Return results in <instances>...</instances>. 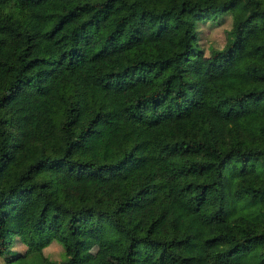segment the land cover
Returning a JSON list of instances; mask_svg holds the SVG:
<instances>
[{
    "label": "trees",
    "instance_id": "16d2710c",
    "mask_svg": "<svg viewBox=\"0 0 264 264\" xmlns=\"http://www.w3.org/2000/svg\"><path fill=\"white\" fill-rule=\"evenodd\" d=\"M248 29L264 0H0V264H264V63L223 74Z\"/></svg>",
    "mask_w": 264,
    "mask_h": 264
},
{
    "label": "rangeland",
    "instance_id": "374dc122",
    "mask_svg": "<svg viewBox=\"0 0 264 264\" xmlns=\"http://www.w3.org/2000/svg\"><path fill=\"white\" fill-rule=\"evenodd\" d=\"M228 26L227 21L204 22L200 24V43L206 48L208 45L221 46L224 42V29ZM248 63H264V41L260 38L257 29H248L244 33L241 45L239 46L235 59L224 67L223 74L229 77H238L249 80L250 75L246 70ZM15 250L23 251L25 246L17 242ZM44 254L50 259L58 260L62 256V247L56 241H52L43 249ZM112 249L105 241L95 243L84 258L83 264H117L111 256ZM0 257V262L3 260ZM144 264H157L152 260H146Z\"/></svg>",
    "mask_w": 264,
    "mask_h": 264
}]
</instances>
